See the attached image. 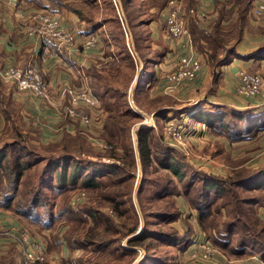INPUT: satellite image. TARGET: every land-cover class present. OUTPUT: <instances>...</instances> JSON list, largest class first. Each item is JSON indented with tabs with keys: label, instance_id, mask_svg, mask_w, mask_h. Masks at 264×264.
Masks as SVG:
<instances>
[{
	"label": "trees",
	"instance_id": "trees-1",
	"mask_svg": "<svg viewBox=\"0 0 264 264\" xmlns=\"http://www.w3.org/2000/svg\"><path fill=\"white\" fill-rule=\"evenodd\" d=\"M20 1L24 6H30L29 1L31 0ZM35 1L37 2L38 9L30 8L27 6L25 7L28 8V10L32 9L35 11H42L44 9L41 7H43L44 4H41V1H49L52 4H57L58 6L63 8L64 11L72 12L79 23L84 25L87 31L90 33L97 32L98 29L102 27L101 25H103V21L96 20L94 17L92 18L89 16V14H87V12L90 13L91 11L89 10L91 9L89 8V6L91 5L89 0H86L87 2H85V0ZM74 1H77L76 5L74 4ZM117 1L120 7L124 9V11H128L130 5L135 3L136 1H140L144 4L142 11L144 13L148 11L149 13V16H147L148 18L146 20H136L138 14L137 12H134V9L132 10L133 18L126 20L128 22V25L134 20V23L130 25V28H137L143 24L148 25L151 20L156 18V14H160L162 12L164 7L170 0ZM174 1L181 3V5L183 6L185 10L184 18L186 21V25L190 30L194 50L198 54L206 56L209 68H217L228 62L230 60V55L234 54L236 51V44L240 42L243 37L244 28L247 23V14L250 9V1L210 0V9L208 12L206 11V17L201 22H196L189 13V9H192L190 7L195 6V3L197 6H199L198 0H186V6L184 0ZM141 14L143 15L142 12ZM104 22L112 23V21L108 19H106V21ZM223 22L226 24L222 25ZM114 34H116L115 31H112L110 33V37L113 39L112 43L115 40ZM146 38L147 37H145L144 40ZM124 51L125 48H123V51H120L118 59L124 57H126L127 59L126 67L128 68L130 73L125 85H123V83L119 84V81H116V75H118L120 72H118V70H115L114 64H110L109 69L103 70H97V68L91 67L87 72V75L91 78L92 91L99 102L98 108L104 116L101 125L98 127L91 125L89 127L88 133L96 134L97 138L101 142L110 146L109 149H103V152L112 153L111 155L113 156L117 155L116 151H114L118 143L116 141V135L122 134L128 136L129 127L135 120L138 119L136 115L129 110L126 100V89L133 78L134 63L132 61V58H130L131 55L127 53L124 54ZM145 63H147V60ZM147 91L149 94L150 90L146 89L145 93ZM146 102L148 106L146 110L154 114L157 122L159 120L162 121L163 118H166V115L168 113L175 111V105L177 104L175 96L168 95L152 96L149 97ZM64 104H66V100L64 101ZM1 112L0 115L2 117H7V113L4 109H2ZM183 112L184 111L180 110V112H174V114H180ZM248 113H251V111L236 112L224 108V110L220 109L219 112L214 113V116L210 115L209 117L201 114L196 117L198 121L206 123L215 135L221 136L230 142H239L253 138L257 134V132L264 129V127L251 126L252 118H254V115H250ZM256 117L261 118V116L259 115H257ZM111 130L115 132L111 133ZM60 131L62 130H57L56 132H50L49 130L48 133L50 132L53 135H48L47 141L56 138V136L60 134L69 133L66 131L61 133ZM18 136L19 134H16V137ZM152 140L153 136L151 134L150 128L137 129V156L142 168L147 169L151 167L152 170H148V174H164L165 176L170 177L166 181L160 180V178L142 180L143 187L140 188L141 192H143L146 187H149L145 191L146 195L144 196L149 202H151L152 200H156L163 203V206H161L157 212H149V216L156 219V222H154L153 226L156 227L157 230H146L143 228V230L141 229V232L139 234H135L137 222L135 224H132L125 232V238H127L126 245H130L131 250L121 251L118 256L120 258H123L130 255L131 257L129 260H127V263L130 262L132 264L134 261H136L137 258L135 251H137V248L139 249L140 247H143L146 255L143 259H139L136 264H172L175 252L184 250L188 246V244H190L191 234V230L188 228V232L180 235L176 227L172 225V222L179 218L178 220H181V224L183 222L185 225V223H187V220L190 219L187 212L191 209L194 212V220L200 227L204 238L212 245V247L216 248V251L220 252L226 257H232L236 259H243L247 255L257 254L260 259L264 260V226L258 230L257 228H255V226H257L256 224L254 228H251L249 225L243 223L240 219H236L234 222H232V224L241 227L239 232L242 230L240 232L242 240L239 242L240 245L234 244L235 246H233L232 243L227 241L226 238L222 237L223 235L227 234V231L231 228V222L228 223V221H225V207L227 205L231 206V204L220 203L219 205L216 203L219 202V198L224 194L221 193V196L220 194L218 195V191L222 186L226 190L228 188L229 191H231L233 187H237L240 188V190L246 192L257 189L262 193L264 191V161L261 162V164H259L256 168H252L248 166L245 167L243 163L245 160L241 159L239 163L231 165L232 171L234 172V175L232 177L228 178L227 180H223L221 178H218L219 180H214L212 177L206 174H198L193 173L192 171H187V164H189L188 161L186 162V164L180 161L178 159L180 154L177 151H175L176 153L174 152L173 154L172 150H170L172 148L164 149V152L159 153V156L154 150H152ZM15 142L16 141L0 145V194H2L1 186H4L5 188L11 189L13 191L12 194L6 196L5 200H2V203L7 210L15 209V211H18V208L21 206V204L24 203L25 207L23 210V216L29 218V213L31 212V210L40 207L42 196L41 190H32L30 182L25 183L23 178V174L32 165L33 167H35L38 164L44 163L45 165L43 166L41 173H39V176L41 175V178H43L53 175L58 180L57 185H63L67 181L71 182V185L67 186L71 188H63L64 190L60 192L67 191V189L72 188H75V190L78 188H80V190L83 188H87L90 190L97 189L99 183L97 182L96 177L90 180H80L79 185L75 183L77 180L74 177L79 174V168L77 164H66L59 169V165L62 161H74L78 164L82 162L77 159V155L75 153L74 154L76 157L73 155V151L76 150H70L65 146L56 151L55 145L52 144L46 146L45 148L43 147L42 154H39L38 156L34 155L32 158H29L24 154H19L16 150L8 146L14 145L16 148L18 144L15 145ZM126 144L130 146V142H127ZM124 145L125 144H122L123 148ZM127 151L128 150L124 148V153L120 155V161H124L128 157H131V164H126L127 167H131L135 164V161H132V155L131 153L128 154ZM27 153H29V151ZM134 156L135 155H133V157ZM86 163L87 164H85V169L94 167L91 162ZM56 167L57 169H55ZM69 167H71V172L66 175L65 171ZM112 167L117 168L116 172H113L115 175L122 178L132 177L129 172H121L122 168L125 167L123 164L122 167L116 164H113ZM172 178L176 179L177 182H174ZM253 181H256L257 183L255 187L244 185V183ZM172 182L174 184L170 185L172 184ZM197 182L201 183V191L199 193L197 191H194L193 188V186L196 185ZM19 186H23L24 189L18 190ZM28 187L30 188L31 192ZM191 189L193 196H190ZM18 191H20L19 194ZM57 194H59V191L57 192ZM178 198L180 199V201L181 199H183L185 207L187 209L186 212L182 209V207H175V202ZM209 198L212 200L210 206L208 204ZM14 201L16 202L14 203ZM254 202L255 201L248 202L245 199L244 202L240 203L241 206L238 202L236 204V217H239L240 212L242 215L246 214V210L243 207L245 204L247 206H251L253 209ZM146 209H148V206ZM51 213V210H45L46 216L50 215ZM83 214L91 216L94 222H96L97 218L95 217V212L83 211ZM141 216L143 218V213L141 214ZM257 217H262L260 211ZM29 219L35 220L34 218ZM86 221V219H82L80 217L70 218L69 221H67L70 224V228H74V230H71L69 228L66 232L68 246L70 248L74 246L84 247V242L92 244L98 242V244L108 247V244L104 241L95 240L91 233L86 234L84 237L74 233L75 231L81 229L83 223ZM33 223L36 224L37 222ZM97 223H94V225ZM19 226L22 228L21 225ZM216 233L218 234V238H214L212 236ZM152 240L153 242H150ZM219 240H221V242ZM246 243H249L250 245L247 246L245 245ZM43 244L45 243L43 242ZM14 245L11 247V252H9L10 255H13ZM65 246L66 245H61L60 247L59 243L57 242L55 246V244H53L52 242V245L49 248L47 247L46 249V257L48 255L47 252L51 256L52 254H54V252L63 249ZM158 246L167 247L168 249H171L172 252L169 254H167V252L163 253V257L157 256L158 252L156 247ZM95 251H97L98 254H102V252H105L101 249H95ZM149 251L151 252L150 254H148ZM10 255L7 254L6 256L0 257L3 258L2 263L0 264H12V258Z\"/></svg>",
	"mask_w": 264,
	"mask_h": 264
},
{
	"label": "rangeland",
	"instance_id": "rangeland-1",
	"mask_svg": "<svg viewBox=\"0 0 264 264\" xmlns=\"http://www.w3.org/2000/svg\"><path fill=\"white\" fill-rule=\"evenodd\" d=\"M89 1L91 4L89 6V8L91 9L89 10L91 11L90 13L87 12V14H89V16L92 18L94 17L96 20L103 21V25H101V28L105 29L108 36H110V33L112 31H115L116 33L114 34L115 40L113 41V43H104L102 48L104 57L100 61L96 62L92 67L97 68V70H103L109 69L110 64H114L115 70H118V72H120L118 75H116V81H119V84L123 83V85H125L130 73L128 68L126 67L127 59L126 57L118 59L120 51H123V48H125L124 54H130V58H132V61L134 63L133 78L126 89V100L129 110L132 111L138 119L135 120L129 127L128 136L122 134L116 135V141L118 143L114 150L117 154L115 156L111 155L112 153H104L103 150L97 147L98 143L96 140L99 139L97 138L96 134L81 132L63 133L56 136V138L47 141L46 137L42 138L40 135L44 130L42 128L39 129V126L36 127L33 124V121L30 119L31 117L26 113V111H23V104L16 102L17 98L14 95L15 91L13 87L0 79V112L2 109H4L7 113V117H2L0 115L2 117V120H0V145L16 141L15 145L18 144L16 148L14 145L8 146L16 150L19 154H24L29 158H32L34 155L38 156L39 154H42V148H45L46 146L52 144L55 145L56 151L66 146L70 150H76L73 151V155L75 156L76 154L77 159L82 162L78 164L74 161H62L59 165V169L66 164H77L79 168V174L74 177L78 181L75 182L77 185L80 184V180H90L94 177L97 178L96 180L99 183L97 189L90 190L87 188H83L80 190V188H78L75 190V188H72L67 189V191L60 192L67 186H70L71 182L67 181L63 185H57L58 180L53 175L43 178H41V175L39 176V173H41L43 166L45 165L44 163L38 164L35 167H33L32 165L23 174V178L25 183L30 182L32 190H41L42 196L40 207L31 210V212L29 213V218H34L35 220H31L23 216V210L25 207L24 203L21 204V206L18 208V211H15V209L7 210L4 207L2 200H5L6 196L12 194L13 192L11 189L5 188L4 186H1L2 194H0V215L2 214L6 219L13 220L14 222L18 223L29 234L41 238L46 245V249L47 247L49 248L52 245V242L53 244H55V246L56 242L59 243L60 247L61 245H66V250H64L63 248L51 255V258L56 260L59 256V253L63 252V256L60 259L62 260L63 264H129L130 262L127 263V260L130 259V255L123 258H120L118 256L121 251L131 250L130 245H126V230L132 224H135L137 222L135 234H139L141 232V229L143 230V228L146 230L156 231L157 228L153 226L154 222H156V219L150 217L149 212H157L160 207L163 206V203L159 201L152 200L151 202H149L144 197L146 195L145 191L149 187H146L144 191L141 192L140 188L143 187L142 180L160 178V180L166 181L170 178L169 176H165L164 174H148V170H152L151 167L147 169L142 168L137 156V129L150 128L151 134L153 136L151 147L152 150H154L158 155L159 153H163L164 149L172 148L170 150H172L173 154L175 151L180 154L178 157L180 161L185 164L188 161L189 164H187V171H192L193 173L198 174L203 173L212 177L214 180H219L218 178L227 180L228 178L232 177L234 175V172L232 171L231 165L239 163L240 160L232 161L226 159L224 155L218 153V147L216 146L222 145L220 136L216 137V139L211 142L208 147L203 149V151H201V149H197L196 147L194 148L190 142V139L206 142L205 137L202 135V132L206 130V128L202 127L199 122H194V120H197L194 119V117H191L192 125H190L189 127L190 133L185 137L186 142L184 144H181L173 138L169 137L166 132L168 122H170L171 120L170 117L177 116V113L172 114L174 112H171V115L167 114V117L163 118L162 121L159 120L157 122L155 119L152 120L153 113H150L146 110L148 107L146 100L149 97L156 96L157 94H154L152 92L148 94V91L146 92L147 94L145 93L144 87L150 81V79L147 73L145 74L144 78L140 76V70L143 69V65L141 64V62H139L142 61V63L145 64L146 60L152 56V41L148 36L149 27L147 24H143L137 28H130V25L134 23V20L129 25L126 21L130 18H133V9L134 12H137L138 14L136 20H146L148 18L147 16H149V13L148 11H146V13L142 11L144 4L140 1H136L135 3L130 5L128 11H124V9L121 8L118 4L117 0ZM249 1L251 9L252 0ZM85 2L87 1L85 0ZM42 3L44 4V6L41 7L44 9L43 12L49 14H57L59 16H62L61 14L63 12L73 14L70 11H64L63 8H61L57 4H52L49 1H41V4ZM184 3L186 6V0H184ZM29 4L30 6H25L38 9V5L35 0L29 1ZM74 4L76 5L77 1H74ZM21 5L22 7L26 8L23 3H21ZM141 12L143 13V15L141 14ZM156 18L161 19L159 13L156 14ZM106 19L111 20L112 23H105L104 21H106ZM225 24L226 23L224 22L222 23V25ZM2 30L3 26L2 24H0V33L2 32ZM86 33H88L87 29ZM145 37L147 38L144 40ZM109 39L111 41L113 40L112 38ZM2 49L3 48H1L0 45V65H2L1 63L4 62L3 60L5 57ZM136 77L138 78V82L136 81ZM5 84H7V86H5ZM160 96L166 95L161 93ZM190 115L191 114H189V116ZM189 116H185L186 120L188 121L190 120ZM149 119H151L153 123H151ZM59 127H61V125ZM168 129L174 128L172 126H169ZM60 132L62 133L63 131ZM110 132L112 133L115 131L111 130ZM16 134H19V136L16 137ZM174 135H177V133L174 132ZM218 140H220V143L217 142ZM94 141L97 145L94 143ZM243 141L252 142V139ZM127 142H130V146L126 144ZM122 144H125L124 148L128 150L127 153H131L132 161H135V164L131 167L126 166V164H131V157H128L124 161H120V155L124 153ZM246 145L249 146L248 144ZM225 148L227 150L232 149L229 143H226ZM28 151L29 153H27ZM133 155L135 156L133 157ZM242 159L245 160L243 162L245 163V167L251 166L252 168H256L258 166L257 164L259 162H255V165H257L255 167H253V165H249L253 163V161L251 160H254V158L247 157ZM86 162H91L94 167L85 169V164H87ZM113 164L119 165L121 167L123 164L125 167L122 168L121 172H129L132 177L122 178L115 175L113 172H116L117 168L112 167ZM71 167L67 168V170L65 171L66 175L71 172ZM55 169H57V167ZM172 180L174 182H177L174 178H172ZM173 184L174 183L172 182V184L170 185ZM200 184V182H197L196 185L193 186L194 191H197L198 193L201 191ZM244 185L255 187L257 183L256 181H253L244 183ZM22 189H24L23 186L18 187V190ZM58 191L59 194H57ZM19 192L20 191H18V194ZM218 192V195L220 194V196L223 193L224 194L219 198V202L216 203L219 205L220 203H230L232 206L231 207L230 205H227L225 207V221H228V223L231 222V228L227 231V234L223 235L222 237L226 238L227 241L232 243L233 246L240 245L239 242L242 240L240 232L242 230L240 232L239 230L241 229V227L232 224V222H234L236 219H240L243 223L249 225L251 228H254L255 224L257 225L255 226V228H257L258 230L263 227L264 218L261 217L260 219L257 216L259 215L260 208L264 202V191L261 193L259 190L255 189L253 191L246 192L240 190V188L237 187H233L232 190L229 191L228 188L226 190L222 186ZM190 196H193L192 189L190 191ZM245 199L248 202L255 201L253 204V209L251 206H247L245 204L243 207L246 210V214L242 215L240 212L239 217H236V204L239 202V205L241 206L240 203L244 202ZM71 200H74L73 203ZM179 201L180 199L178 198L175 202V207H179ZM211 201L212 200L209 198V206ZM15 202L16 201H14V203ZM147 206L148 209H146ZM45 210H51L52 213L46 216ZM83 211L95 212V217L97 218L96 222H94L91 216L83 214ZM142 213L143 218L141 216ZM76 217L86 219L87 221L83 223L81 229L74 232L75 234L84 237L86 234L91 233L95 240L104 241L108 244V247L100 245L98 244V242H95V244L84 242V247L74 246L70 248L67 244L68 242L66 235V232L70 228V224L67 221H69L70 218ZM33 222L37 223L34 224ZM175 222L176 220L172 222V225L176 226ZM94 223L97 224L94 225ZM70 229L74 230V228ZM212 236L214 238H218L217 233ZM219 241L221 242V240ZM150 242H153V240ZM245 245L248 246L250 244L246 243ZM156 248L158 252L157 256L160 257H163V253L165 252H167V254L172 252V250L168 249L167 247L158 246ZM213 248L214 250H216L215 247ZM95 249H101L105 252H102V254H98ZM135 253L137 255V258L136 261H134L132 264H136L139 259H143L146 255L143 247H140L139 249L137 248V251H135ZM150 253L151 252L149 251L148 254ZM176 254L178 256V251ZM2 259L3 258H0V263H2ZM176 262L177 259H173L172 264Z\"/></svg>",
	"mask_w": 264,
	"mask_h": 264
},
{
	"label": "crops",
	"instance_id": "crops-1",
	"mask_svg": "<svg viewBox=\"0 0 264 264\" xmlns=\"http://www.w3.org/2000/svg\"><path fill=\"white\" fill-rule=\"evenodd\" d=\"M198 3L199 6L195 3V8L192 7L195 12L203 9L205 12L209 11L210 0H198ZM18 15L19 14L14 13L9 8L0 7V24L3 26V30L0 33V45L5 54L4 62L1 64L6 66L11 63L24 64L29 61L35 62L44 74L48 84L51 101L48 103L47 107L44 108L37 99H29L14 92V95L18 100H16V102L23 104V111H26L31 117L30 119L33 121V124L36 127L39 126V129L42 128L44 130L40 134L42 138L45 136L48 138V135L52 136V133L46 131L51 130V132H56L60 125L61 127L58 129L63 132H80L79 122H73L68 119L65 120L64 117L62 119L58 116L60 111H57L59 98L56 94L58 90L56 86L66 84L78 90L86 89L94 96L91 86V78L87 75V72L96 62L104 57L102 52L103 45L104 43L112 42L109 39L111 37L106 34L105 29L100 28L97 32L93 33L96 36V42L94 45L89 49L84 50L82 42L87 35L86 27L80 24L73 14L63 12L61 14L63 26L70 30H79L78 34H76V48L69 52L64 51L61 55L53 54L51 53V50L42 49L38 44V40L25 35L23 28L19 26L21 20ZM159 16L161 19L155 18L148 23V36L152 41V56L147 59V63L145 64L142 63V61H139L143 65V69L140 70V76L144 78L147 73L150 79L144 89H149L150 92L157 94L156 96L161 95L164 78L173 70L176 58L181 52L180 44L176 45L167 41L161 13ZM196 56L201 62V70L195 81L181 84L177 88L175 94L177 100V104L175 105L176 110L172 112H180L181 110L184 111L183 113H180L182 115L185 114L186 116H189V114H191L188 123L190 127V125H192L191 117L197 119L196 116L201 114L209 117L210 115L214 116V113L219 112L220 109L224 110L225 108L236 112L251 111V113H248L254 115L251 126L264 127V87L255 97H242L236 91L239 73L241 71L258 73L264 80V23L261 24L256 22L251 15L250 10L244 28L243 37L241 41L236 44L235 53L230 55V60L220 67L211 69L208 66L206 56L198 54L197 52ZM136 81L138 82V78ZM5 86H7V84H5ZM80 108L86 114H90L92 123L95 124L94 126L98 127L101 125L104 116L100 112L98 115L92 110L89 111L86 107L82 106ZM168 115H171V112L168 113ZM257 115L261 116V118H257ZM153 119L156 120L154 114L152 116V120ZM0 120H2V118ZM195 121L199 122L202 127L206 128V130L202 132L206 142L195 139H190V142L194 148L196 147L203 151V149L208 147L218 136L212 132L206 123L198 120H194V122ZM251 139L252 142H230L221 137L222 145L216 147H218V153L232 161L241 160L242 158L247 157L254 158V160L250 159L253 163L249 165L255 167L264 161V129L257 132V134ZM217 142L220 143V140ZM226 143H229L232 149L227 150L225 148ZM255 162L259 163L255 165ZM178 205L179 207H182L185 212L187 211L183 199L178 202ZM187 213L189 214L190 219L187 220L185 225L183 222L181 224V220H178L179 218L175 222L176 226H174L179 234H185L188 232L189 228L191 230L190 239L193 236L196 238L204 236L200 227L194 220L193 210L190 209ZM1 216L4 218H0V225H19L13 220L6 219L4 215L1 214ZM13 243L14 242L10 239L3 237L0 234V257L6 256L7 254L10 255L9 252H11ZM66 249L67 248L64 247V250ZM192 250H198V248L195 246L192 249V246L188 244L184 250L178 251V256L176 251L174 259H177V262L174 264H264V260L260 259L257 254L247 255L243 259H236L226 257L216 250L214 251L212 258L207 262L200 259L191 261V259H189V253ZM13 251V255H10L12 258V264H14V262L15 264H20L21 255L16 245H14ZM47 254L48 264H63L62 260L53 261L48 252Z\"/></svg>",
	"mask_w": 264,
	"mask_h": 264
},
{
	"label": "built area",
	"instance_id": "built-area-1",
	"mask_svg": "<svg viewBox=\"0 0 264 264\" xmlns=\"http://www.w3.org/2000/svg\"><path fill=\"white\" fill-rule=\"evenodd\" d=\"M0 7L9 8L14 13L19 14L18 17L21 20L19 26L23 28L25 35L38 40V44L42 49H48L53 54L61 55L64 51L69 52L76 48V34H78L79 30L65 28L61 16L49 14L43 12V10H28L22 7L20 0H0ZM250 10L256 22L264 23V0H252ZM189 13L196 22H201L206 17L204 9L196 12L190 9ZM161 16L164 21L167 41L176 45L180 44L181 47V52L176 58L174 68L164 78V85L162 87L163 94L175 96L177 88L181 84L191 83L196 80L201 70V62L196 56L191 35L184 18L185 10L181 3L174 0L168 1L161 12ZM95 42L96 36L93 33H87L82 42V47L84 50H87ZM0 79L10 84L16 93L29 99H37L44 108L51 101L44 74L35 62L29 61L24 64L11 63L6 66L0 65ZM263 87L264 80L258 73L243 71L239 73L236 91L242 97H255ZM57 89L56 94L59 98L57 111H60L58 116L62 119L64 117L65 120L79 122L80 132L88 133L89 127L95 124L92 123L90 114H86L80 107H86L89 111L92 110L99 115L101 111L98 108V100L86 89L78 90L66 84L57 85ZM65 100L66 104H64ZM185 116V114H178L177 116L170 117L171 120L168 122L166 128L168 136L181 144L186 142L185 137L190 133L189 121L186 120ZM149 121L153 123L151 119ZM169 126H172L174 129H168ZM174 132L177 135H174ZM96 141L98 145L95 141L94 143L101 150L110 148L107 144L99 140ZM260 214L264 218V204L260 208ZM0 234L10 239L17 246L22 258L20 264H48L45 244H43L40 238L32 236L17 224H1ZM190 245L192 249L195 246L198 248V250L190 251L189 259L191 261L200 259L207 262L212 258L215 251L204 236L200 238L193 236L190 239ZM62 256L63 252H60L57 259L60 260ZM52 260L54 261L55 259L52 258Z\"/></svg>",
	"mask_w": 264,
	"mask_h": 264
}]
</instances>
